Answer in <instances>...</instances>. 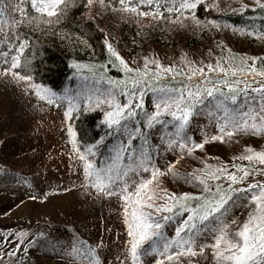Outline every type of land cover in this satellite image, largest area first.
I'll use <instances>...</instances> for the list:
<instances>
[{
	"label": "rangeland",
	"instance_id": "obj_1",
	"mask_svg": "<svg viewBox=\"0 0 264 264\" xmlns=\"http://www.w3.org/2000/svg\"><path fill=\"white\" fill-rule=\"evenodd\" d=\"M24 1L4 0V3L24 6ZM27 1L31 5L30 0ZM180 2L160 0L157 4L156 0H152L149 4L140 3V0H125V4L135 6V11H132L126 10L119 0H103V3L92 0L87 10L88 17L105 31L114 51L133 71L126 70L116 59L114 68L123 73L120 80L107 74L95 75L81 70L60 91L30 79L24 80L22 76L17 77L13 68L7 74L3 72L4 67H11V59L16 52L12 50L14 44L10 41L11 24L0 22V61H7L6 64L0 63V251L4 253L0 256V264H90L76 255L73 247L77 252L93 248L98 259L92 260L91 264H132L127 243L130 237L124 220L125 205L129 219L133 205L122 199L120 193L105 195L85 181L75 136H70L67 131L69 123L64 113L70 107L72 113L81 105H99L105 114L114 110L117 103L123 105L128 98L143 101V111L136 109L137 116L130 121V127L138 123L141 130L140 137L133 138L132 145L139 149L142 141L146 140L145 147L155 158V166L160 169L148 186V191H154L156 198L152 202L156 205L165 204V195L200 193L203 185L191 177L194 172L207 168L206 165L210 166L208 171L220 176V180L226 177L218 169L227 173H238L240 167L260 170L255 174L250 171L243 181L233 183L237 184L236 187H245L252 181L264 182V164L255 158L251 161L243 158L251 155L247 151L249 148L253 152H264V131L234 130L231 136L224 135L223 139L213 140V135L219 136L221 133L216 128L215 116H207L209 109L190 117L189 134L195 142H202L201 148L193 147L191 153H180L175 149L167 152L161 150V154L157 155L155 151L166 128L163 124L144 127L143 113L155 111V97L143 84L155 86L146 80L141 85L130 81H141L140 75L144 72L151 76L158 72L160 81L170 72L179 73V77L193 76V73H201V68L210 71L209 65L211 72L233 69V73H240L237 76L244 81L243 76L250 73L246 69H256L257 60H264V26L254 30L230 29L225 24L207 26L193 19L194 8H180ZM200 2L223 12H239L246 7L264 4V0ZM3 7L0 5V10ZM173 8L178 11L169 10ZM19 14L18 11L5 12L9 20H16ZM253 57L256 58L254 62ZM137 69L140 75L135 71ZM152 83L156 85L155 80ZM247 84L248 88L239 84V88L233 91L238 97L235 107H239L245 91L252 95L251 89L257 87L259 82ZM33 85L50 89L57 94V98L38 94ZM139 87H143V94L139 95L138 92L137 97H133L132 90ZM49 99H52L51 103ZM205 99L211 100L206 96ZM86 100L87 104L84 103ZM228 104L233 106L230 100ZM252 107L255 108V105ZM162 118L171 119L167 114ZM249 122H252L251 119ZM116 133L108 156L98 164L92 160L95 166H105L113 155V149L119 147L122 138L118 130ZM124 143H127L126 140ZM124 163H127V157ZM169 163L172 164V171L166 170ZM150 175L151 166L148 172L140 169L136 175L128 174L133 182H129L127 188L128 192L133 193V200L138 199L135 185ZM212 181L216 180L210 179L208 174L204 176V182L209 187ZM147 194L141 190L139 199H144ZM250 207L247 200L243 201V206L240 200H234L229 205L227 220L230 221L231 231L248 219ZM144 211L155 213V209L146 206ZM155 214L168 215L166 212ZM187 214L182 212L164 222L162 230L165 237L170 239L175 235V228ZM200 227L206 233L202 238L211 242L212 233L208 231L211 224L204 223ZM9 250L15 255H8ZM171 251L178 252V249L172 248ZM212 256L210 248H206L204 253L197 252L196 256L179 254L178 258L171 260L149 252L140 257L139 264H155L156 258H160L161 264H216Z\"/></svg>",
	"mask_w": 264,
	"mask_h": 264
},
{
	"label": "snow or ice",
	"instance_id": "obj_2",
	"mask_svg": "<svg viewBox=\"0 0 264 264\" xmlns=\"http://www.w3.org/2000/svg\"><path fill=\"white\" fill-rule=\"evenodd\" d=\"M92 0H88L90 4ZM120 4L124 5L126 10L135 11V6L125 4V0H119ZM160 0H156L159 4ZM200 0H181L179 7L183 9H193L197 6ZM31 8L35 12L47 13L49 16L54 12L59 11L58 5L62 0H30ZM103 3V0H101ZM140 3H152V0H140ZM0 5H4L0 10V22L11 24V27H16V20L5 16V12H19L22 17H26L24 7L22 5H5L4 0H0ZM241 6V10L243 9ZM170 11H178V9H169ZM147 14V13H142ZM195 19V17H193ZM199 23V21H197ZM7 43V42H6ZM20 47L15 48L16 53L23 51L24 41H20ZM112 55L120 61V64L128 71H133L127 68L126 62L119 56L118 53L109 48ZM253 62L255 57L252 58ZM7 63V61H0ZM19 64V56H13L11 59V67H4L5 74L12 71ZM160 68L157 62V69ZM211 71V65H209ZM140 75V70H135ZM168 71V70H165ZM217 71H225L217 69ZM246 71L254 73L258 76H264V71L256 72V69L249 68ZM203 76V69H200ZM15 76L20 77V72H15ZM147 80L156 81V86L153 88L150 84H143V87H148L153 92L155 111L144 112L145 128L153 127L156 124L165 125L166 131L161 134V143L155 146L157 155L164 152L178 149L180 153L187 151L191 153L193 147L201 148L202 142H195L189 134L190 117L193 114H201L204 109H209L206 114L209 118L215 116L217 121L216 128L219 129L221 135H213L211 139H223L224 135L231 136L234 130L243 131H264V82H261L251 89L252 95L247 91L244 92V99L239 102V107H235L238 103V97L232 93L234 85L226 81H218L230 90L229 95H224L221 89L215 85H209L204 88L202 85H197L195 89L189 88L187 85H182V89L170 88L167 84L161 86L160 76L157 72L155 76H151L148 72L142 74ZM195 75V73H193ZM24 80H29V76L21 77ZM129 83L141 85L142 81L133 80ZM238 86V85H237ZM37 89L38 94L43 93L45 97L57 98V94L50 89L40 85H33ZM143 87L132 90V96L137 97L143 94ZM245 88L249 85L245 83ZM186 93V94H185ZM219 94V95H217ZM205 96L211 98L206 100ZM49 99V102H52ZM231 101L233 106H229L228 101ZM85 104L88 101H84ZM111 109V101H109ZM134 105V107H133ZM143 101L139 99L128 98L123 105L116 104L114 110L105 112V123L111 128L115 126L118 130L122 142L119 147L113 149V155L109 157V162L103 167H97L92 163V157L96 155L95 146L88 145L85 151L80 152L79 159L83 162L84 179L91 187L102 191L105 195L121 194V198L133 205L131 218L127 214V204L125 205V220L124 223L128 229L130 240L128 253L130 254L132 264H139V259L142 255L149 252L157 253L158 257L162 255L163 259L171 260L179 254L196 256L197 252L204 253L206 248H210L216 261V264H264V182L252 181L246 184L245 187L233 188L232 184L238 181H243L251 171L252 174L260 171L259 169H248L240 167L238 173H227L223 169H218L231 183L225 187L227 191H221L220 185L216 184L209 187L200 176L195 179L200 181L204 188V194L193 195L190 193H181L179 197L175 194L170 196L165 195V204L156 205L152 202L156 197L154 191H148V186L156 178V174L160 169L154 164V157L151 152L145 147L147 141L143 140L139 149L132 145L133 138H138L141 135L140 126L138 123L132 124L130 121L137 116L136 109H142ZM255 105V108L252 107ZM71 107L66 110L64 115L68 118L71 115ZM167 114L171 119H163ZM251 119V123L249 120ZM170 126V127H168ZM70 136H75L71 125L67 129ZM126 140L127 143H124ZM75 147V142H73ZM79 151V149H77ZM251 155L243 157L244 159L259 160L264 164V152H253L248 149ZM127 157V163H124V158ZM179 158V157H177ZM174 163V161H173ZM151 166L152 175L147 179H141L135 185V195L138 199L133 200V193L128 192L127 184L133 182L128 174H138L140 169L145 172L149 171ZM206 167H210L207 166ZM235 168L236 166L233 165ZM167 171H172V164L166 166ZM208 177L212 180H219L220 176L216 172L209 171ZM127 178V179H126ZM119 182V183H118ZM112 189V190H109ZM141 190H145L148 194L144 199H139ZM235 193V195H233ZM170 200L171 203H167ZM234 200H240L243 206V201L250 202L248 219L245 220L242 226L235 231L229 229L230 221L227 220V212L229 205ZM140 205V206H138ZM155 209V213L166 212L171 215H156L144 211V207ZM174 209L176 211H174ZM187 211V216L180 220L175 228V235L170 239L165 237L162 226L165 221H170L178 212ZM209 223L211 228L208 230L212 233L211 242H206L205 230L200 227L201 224ZM183 233V234H182ZM20 235V234H17ZM150 242L149 247L141 248L142 244ZM19 247V245H15ZM172 248L178 249L171 251ZM76 255L90 262L96 257L93 248L82 249L77 252L75 247L72 249ZM4 253L0 251V256ZM8 255H15L9 250ZM155 264H161L160 258H156Z\"/></svg>",
	"mask_w": 264,
	"mask_h": 264
},
{
	"label": "trees",
	"instance_id": "obj_3",
	"mask_svg": "<svg viewBox=\"0 0 264 264\" xmlns=\"http://www.w3.org/2000/svg\"><path fill=\"white\" fill-rule=\"evenodd\" d=\"M23 4L26 17L19 14L16 27L10 28V41L14 44L13 51L21 46L19 43L21 40L24 41L23 51L15 53L19 56V64L13 68L14 72H20L22 77L29 76L34 83L47 85L54 91H60L69 79L81 70L95 75L107 74L113 79L120 80V75L123 73L117 72L114 68L116 57L109 50L111 48L114 51L113 45L105 31L88 17V0H62V3L57 6L59 11L51 16L47 13L35 12L27 0ZM192 15L201 24L207 26L215 27L218 24H225L228 28L236 30H254L264 26V4L246 7L239 12H223L199 2ZM249 41L252 42L251 39ZM257 62L258 72L264 71V60L258 59ZM169 74L160 81L161 86L167 84L170 88L174 87L182 91V85L195 89L197 85L207 88L211 84L225 93H230L224 84L218 83V81H226L234 85L233 93L239 88L237 86L239 84L244 86L251 81L264 82V76L251 72L243 76L244 81L242 77L240 80L237 76L240 73H233V69L218 72L203 71V76L201 73L193 76L180 75V77L179 73L178 75L171 72ZM140 76L139 80L149 81L142 74ZM149 83L156 86L152 81ZM103 116L101 106L81 105L68 117V123L76 134L77 149L83 152L88 145H94L96 155L91 159L96 164L108 156L117 134V128L115 126L109 128ZM151 145L150 142V148ZM208 170L210 167L194 172L191 179L196 180L195 177L200 176L204 180ZM229 183L231 181L226 178L219 179L212 181L210 187L219 184L221 191H227L225 186ZM236 186L237 184H232L233 188ZM180 194L175 195L179 197ZM198 194H204V189ZM180 213L182 212H178ZM147 245L148 242H145L141 248Z\"/></svg>",
	"mask_w": 264,
	"mask_h": 264
}]
</instances>
